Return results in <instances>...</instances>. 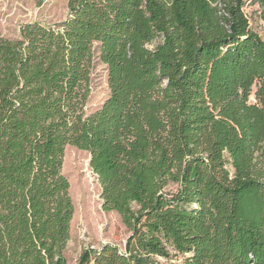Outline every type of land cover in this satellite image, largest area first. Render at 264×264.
Here are the masks:
<instances>
[{"label": "trees", "instance_id": "trees-1", "mask_svg": "<svg viewBox=\"0 0 264 264\" xmlns=\"http://www.w3.org/2000/svg\"><path fill=\"white\" fill-rule=\"evenodd\" d=\"M244 6L69 0L56 27L0 34V264H68V146L131 232L79 264H264V39ZM96 60L110 95L88 116Z\"/></svg>", "mask_w": 264, "mask_h": 264}, {"label": "rangeland", "instance_id": "rangeland-1", "mask_svg": "<svg viewBox=\"0 0 264 264\" xmlns=\"http://www.w3.org/2000/svg\"><path fill=\"white\" fill-rule=\"evenodd\" d=\"M69 0H0V34L17 39L27 24L56 27L69 17ZM251 28L264 39V9L255 0H245L243 8ZM92 93L86 107L88 116L96 113L110 95L107 67L96 60L92 70ZM254 102V96L250 99ZM90 154L68 146L62 174L70 183L69 195L74 205L70 240L64 251L68 264H79L85 250L97 251L114 245L125 252L131 232L114 211L103 209V189L90 167ZM173 188H170L172 190ZM177 260H182L179 256Z\"/></svg>", "mask_w": 264, "mask_h": 264}]
</instances>
